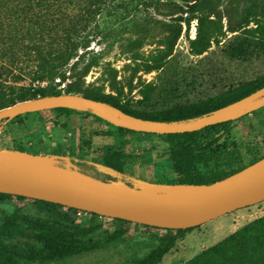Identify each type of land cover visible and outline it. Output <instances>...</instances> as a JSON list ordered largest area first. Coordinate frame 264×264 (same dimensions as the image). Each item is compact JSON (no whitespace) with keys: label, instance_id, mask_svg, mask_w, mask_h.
Instances as JSON below:
<instances>
[{"label":"rangeland","instance_id":"1","mask_svg":"<svg viewBox=\"0 0 264 264\" xmlns=\"http://www.w3.org/2000/svg\"><path fill=\"white\" fill-rule=\"evenodd\" d=\"M90 1L46 0L36 9L33 27L0 12V22H4L0 36L14 37L17 29L30 30L18 42L10 43L9 39L10 47L7 40L3 44L8 48L0 53V101L14 98L23 88L63 91L72 85L80 94H96L146 113L202 100L264 75V44L251 31L255 25L250 21L259 18L264 0H205L199 11L213 18L222 34L220 42L199 55L189 51L188 38L194 36L195 21L191 20L185 32L181 19L191 8L184 0H104L99 5ZM178 32L169 51L167 39L172 41ZM77 34L83 37V46L66 64L64 77L31 82L34 49L40 45L51 47V40L61 45L66 38L79 43ZM231 48L238 55L231 53ZM86 65L89 69L83 75ZM106 131L112 134L104 135ZM213 137L216 141L199 166L206 175L236 168L264 154V106L231 119L228 131L219 130ZM0 147L33 151L68 168L72 161L82 172L100 177L107 172L135 185L175 183L177 179L168 153L170 145L161 136L118 131L116 125L78 108H49L16 115L0 125ZM113 151L123 156L121 173L104 164L105 156ZM86 160L94 167L84 166ZM260 216H264V200L184 230L157 264L186 260ZM8 217L23 226L24 233L9 228L5 224ZM28 220L53 219L48 207L32 198L0 197V240L19 247L32 245L31 234L25 235L31 231ZM75 221L85 226L95 224L96 230L86 240L99 243L98 247L59 260L23 263L129 264L152 249L166 232L112 217H92L86 212L76 215ZM115 229H120L121 235L110 240Z\"/></svg>","mask_w":264,"mask_h":264},{"label":"trees","instance_id":"2","mask_svg":"<svg viewBox=\"0 0 264 264\" xmlns=\"http://www.w3.org/2000/svg\"><path fill=\"white\" fill-rule=\"evenodd\" d=\"M46 0H0V12L2 11L4 17H9L11 20L27 21L30 27H33V18L36 16V9L42 6ZM104 0H91L95 5L103 3ZM188 3V9L185 12H189L184 16L183 21L185 26V32H187L191 20L195 21V33L193 37L188 38L189 51L194 55H199L207 51L212 44L220 42V36L222 34V28L217 26L215 20L210 16L199 11L200 6L203 5L205 0H184ZM254 27L251 29L254 33L258 34L259 40L264 44V10L261 12L259 18H254ZM249 21V22H250ZM249 22L247 24H249ZM4 25V22H0V27ZM30 30L20 31L17 29L14 33V37L0 36V53H6L7 48H4L3 44L6 43L9 46L10 43L16 41L18 38L25 37ZM181 32V29L179 30ZM180 32L171 41L167 39V46L169 51L174 45ZM2 34V32H1ZM82 36L77 34L78 42H74L73 39H64L63 45L51 40L49 44L51 47L47 48L44 45H40L34 49V58L32 59L34 68L30 73V81H52L54 78L64 77L63 70H65L66 64L73 56L76 55L78 47L81 44ZM11 42L8 44V40ZM71 41V42H70ZM10 47V46H9ZM231 53L238 55L237 51L233 48L230 49ZM89 65L84 66L83 75L88 71ZM0 82V93L3 92ZM264 86V75H261L254 80L246 81L235 88H230L220 94L207 97L202 100H197L189 103L176 104L169 108L160 109L152 112H138L129 107L120 106L110 100L105 99L102 96L81 93L84 96L106 102L113 107L118 108L128 114L135 116L150 118L162 121H188L196 119L197 117L206 115L217 108L247 96L257 89ZM25 87V86H22ZM78 93L80 92L76 87L67 85L62 91L61 89H48L46 87L36 88H23L14 98H7L0 101V109L15 104L19 101H23L29 98H35L38 96H45L59 93ZM80 94V93H79ZM50 109L67 111L72 107L59 106ZM80 109V108H79ZM84 111H90L89 109H81ZM27 113V112H26ZM93 113V112H92ZM16 116V115H15ZM12 117H4L0 119V125L6 121L12 119ZM231 120L222 121L219 123L204 126L200 129L185 132L174 133H152L163 138L164 141L170 145L169 157L172 162V168L177 174L175 183H208L218 179H221L244 166L254 162L264 154L253 157L246 164L237 166L236 168L218 169L213 174L206 175L201 172L199 166L203 162L207 149L211 148L215 143L216 138L213 135L219 130L228 131V125ZM118 131H133L131 129L116 126ZM135 131V130H134ZM110 131H106L104 135H111ZM1 149V147H0ZM18 151H27L36 153L29 150L20 149ZM122 154L119 151H113L108 153L104 158V164L114 171L121 173L125 162L122 160ZM72 168L78 167L71 161ZM84 166H93L86 160L82 163ZM94 167V166H93ZM81 171V170H80ZM89 174V173H88ZM103 176H94L102 180H122L117 176L104 172ZM91 175V174H90ZM129 185H134L131 180H123ZM0 197L6 198H18L26 199L28 197L1 193ZM37 202L48 207V212L52 222H43L40 220H28L31 231L25 235L31 234L33 240L32 245L26 247H19L17 245L9 244L0 240V264H24V261H53L63 259L69 256L80 254L86 251H90L99 246V243L86 240V237L96 230L94 223L89 225H81L75 221V209L65 208V206L57 203H52L45 200L33 199ZM92 217L99 216L94 212L85 211ZM104 216V215H101ZM118 222H129L141 226H150L146 224L127 221L120 218H114ZM5 224L15 230L16 232L24 233L25 228L19 225L16 220L8 217ZM194 227V226H193ZM189 228H162L166 232L159 237L158 243L150 249L146 254L139 257L134 262L129 264H157L160 262L164 254L169 247L177 240L178 236L184 230H190ZM160 228V227H157ZM121 235L120 229H115L111 232L108 238L114 240ZM174 264H264V216L254 218L247 223L241 225L231 233L227 234L215 243L205 247L192 257L178 261Z\"/></svg>","mask_w":264,"mask_h":264},{"label":"water","instance_id":"3","mask_svg":"<svg viewBox=\"0 0 264 264\" xmlns=\"http://www.w3.org/2000/svg\"><path fill=\"white\" fill-rule=\"evenodd\" d=\"M59 106L89 109L116 126L135 131L185 132L231 120L264 106V86L188 121L135 116L79 93L51 94L19 101L0 109V119ZM0 192L154 227L189 228L264 200V155L208 183L129 185L123 180H102L77 168L53 164L39 153L1 148Z\"/></svg>","mask_w":264,"mask_h":264},{"label":"built area","instance_id":"4","mask_svg":"<svg viewBox=\"0 0 264 264\" xmlns=\"http://www.w3.org/2000/svg\"><path fill=\"white\" fill-rule=\"evenodd\" d=\"M65 208H69L67 206H65ZM75 209V208H74ZM85 212L84 210L81 209H75V213L78 217H80L82 215V213Z\"/></svg>","mask_w":264,"mask_h":264}]
</instances>
